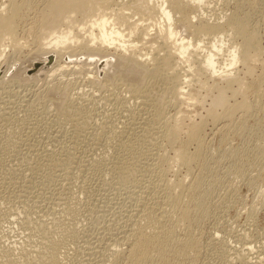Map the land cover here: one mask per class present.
<instances>
[{
	"label": "bare ground",
	"instance_id": "bare-ground-1",
	"mask_svg": "<svg viewBox=\"0 0 264 264\" xmlns=\"http://www.w3.org/2000/svg\"><path fill=\"white\" fill-rule=\"evenodd\" d=\"M227 1L228 0H226L225 2ZM40 2L41 3L43 2L40 9L37 8V6L35 8L36 2L32 3L26 0H7L6 3H0V84H2L3 82L13 84L11 83L13 82V79L17 76H21L20 72L27 73L37 68L39 70V65L41 66L43 70V68L47 67L48 62L52 65L48 69L49 74H47V77L44 81L45 84H47L48 80L49 79L51 80L52 77L54 78V76H56L57 74L59 75L65 72L67 73L70 72V73L75 74L76 72L80 73V71H82L84 73L90 74L92 73V70L88 69L85 63L81 66L80 65L70 66V65H67V63L66 65L63 64V61H62V60L67 61L68 58L71 60V58H74V57L77 58L78 56L80 58L83 55L85 57L86 55V57L87 56L88 57L90 56V58L95 57L98 60L97 66L96 64H94L96 67H98L96 70L97 72L96 73L94 72L96 75V78H100L99 76H101V73L99 71L100 66H102V68L103 66L111 67V69L113 68L114 73L117 74V78L122 80L124 85L126 84L127 86L131 84L134 87V88H131L132 91L135 88L140 87V85L146 79L147 74H151L154 77L156 82L162 83L166 86L165 88L169 94L168 105L172 106V108L174 106L175 108H177L176 112L171 116L168 115V117L167 116L159 117L156 120H154L153 118V120L156 121V125H159V127H155L156 128L155 136H156V140L157 138H158V141L160 139L161 144L158 141H155L157 145L155 144V142L152 143V146H153L152 148H154V144H155L158 150L162 151L163 148L161 149V147L162 145H164L166 148H170L172 151H174L173 157L170 156L171 158H169L168 157L169 155L166 156L167 154H165L164 149H163V152L165 155L157 152L154 154V157L152 160L153 162L152 163L150 161L149 162L151 163V166H152L151 170H153L152 168H154V171H157V170L159 171L160 169V175H162L161 177H164V171L165 173H167L168 170L170 171L171 168L173 169V167L174 169H176L177 167L178 168L184 167L187 172L185 175V178L180 179V180L178 179L175 182L173 181L171 182L169 181L170 179L167 180L165 177L164 178L160 177L161 181L159 180L160 182L158 183L157 182L152 183V181L151 183H149L148 181L147 185L149 184L150 185L146 187V191H143L141 189L137 190L133 187L137 191L134 190L131 192L128 188L127 190H129V192L132 193L131 196H135L137 198V199L135 198L136 202L138 201L137 207L135 206L136 208L134 209V212L132 211L133 212L132 214H130L131 213L130 212L126 216L127 219H129L128 222L125 221V223L123 224L124 226H122L119 229L115 228L116 234L115 233L109 234L112 237V238L109 237L110 239L107 237L108 240H110L108 242L109 244L106 243L105 245L101 247H97V249L96 248L94 250L91 249L92 252H89V253L87 252L85 255L89 257L84 260H86V263H87L88 259H90L91 257L93 258L94 256L95 257L97 256V259L99 258V261L97 260L98 263L104 262L106 261L105 259V257L107 256L106 253L107 252L109 253V251L113 252V250H115L113 255L109 254L108 255L109 257L107 258L109 261L113 260L112 262H114V264H173L175 261L179 262V260L190 258V256L191 257L194 255L197 256L200 251V246L198 243V239L195 236L196 231L194 233V227L198 226V224H200V222L203 221L204 219L210 217L206 215V212H209L210 210L208 209L209 202L206 199L211 192V187L215 186V184L219 180L217 177V175L219 174L216 173V167L217 165H220V161L222 160L224 161V159L226 160V158L228 157H232V159L234 158L235 159L234 161L238 163L242 155H240L239 152L237 151L231 152V151L223 150L221 155H219L218 157L216 156L217 157L215 161L216 163H211L209 161L210 159L209 152L206 151L205 139H203L204 135L202 137L203 128L205 127V123L201 121L199 123L194 124V122L192 123V120H191V125H188V124L186 125L185 120H184L185 118H183V116L186 115L184 112L185 107L183 108L184 110L179 109L178 107L179 105L186 106V104H190L186 102L187 101L189 102L190 100L193 101L195 97H196L195 100H198L199 98L197 99V97L200 96L198 95V92L205 91V93L207 92L208 95L211 94V98H208L207 94L204 95L205 97H207V99L210 100V105L208 104L209 108L208 110H206V113H207L206 118L207 119L211 118L214 124L222 121L221 123H223V127H226V126L231 127V125H234L235 122L237 123L238 121V124L234 125L236 126L235 132L236 130H239L238 133L240 131L242 132V130L245 129V126L247 127V124L245 125V123L249 121H246L244 123L245 120L251 119V117L256 113L257 114L264 113V102L260 101V98H261L260 95L263 94V93L260 94V90L263 89L261 88V86L264 85V70H263L264 66L262 67L263 71H261L262 74H260V77L254 80V82L252 80L253 83L251 82L252 83L251 87H249L250 85L247 86L249 83L246 84L245 83L246 80L245 82L243 81L244 78L240 79L239 78L240 76L239 77L237 76L238 69H236V65L238 63H242L243 64L242 67H245L246 68L245 71H247L245 72V74H248V76L251 75L249 77H252V75H254L253 72L255 70V69L253 70L252 65L258 60L257 58H260L258 57V54L261 51L259 48L260 39L258 40L257 29H256L257 27L255 26V24L251 23L250 21L251 15L242 12V3L237 2L235 4L236 9L234 12H232L231 14L223 15V16L221 13H219L222 16L221 17L220 15H217V13L219 12L218 10H217L218 12L215 11L216 13L213 14L214 12V11L212 12L213 2H211V0H43V1L40 0ZM34 8L38 9L37 10L38 12H36V16H34L33 14L34 17L32 16L33 17L31 18L32 20L30 19V23L28 22L29 23L28 25L30 27L29 26L27 27L26 23H27L28 13L31 12ZM202 8L204 10L206 9V11L209 9L210 11L208 10L207 12H210V14L212 12L213 15L205 14V12H200L199 9H202ZM189 11H191L190 15L188 14ZM178 23H182L185 26L184 33L182 31L183 27H179ZM155 26H157L158 31L152 34L151 32H148V29L150 27H155ZM74 31L75 32L77 31V33H74ZM84 31L85 33H88V34L83 33ZM80 32H82L86 36L83 34L82 36ZM135 38L137 39L140 38L141 46L133 43ZM237 39H240V44L234 45L233 41H237ZM145 46L148 47L149 49L146 48ZM142 48L145 49L144 54H142V52L144 51ZM25 49H28V50H25ZM24 50L27 51V54L25 53ZM223 50L226 51L225 53L227 54H226V59L225 60L224 58L222 59L224 61V64L222 65L223 67L221 68L217 66V61L220 57H222L223 55L222 53H224ZM23 51L25 55L23 54ZM20 57H23L24 59L29 58L30 60H25L22 62L23 66L19 72L18 71L19 68L16 67L17 65L16 62L20 61ZM82 58L83 57H81V59ZM88 59H87V62H90V60L88 61ZM81 61L83 62V60ZM256 63L258 64V62ZM16 68L18 69L16 70ZM104 70H107V69L105 68ZM41 73L42 72L40 69V72L38 75L40 76ZM245 74H244V77H246ZM40 77H42V74ZM93 81L96 82L94 79L92 80V82ZM103 81L105 80L103 79ZM196 94L198 96H195ZM249 94H252V96L254 97L253 98L254 100L253 99H251L252 101L249 100V97H248ZM201 96H200V101L204 103L206 98L203 95ZM46 98L47 99H45V102L47 103L49 100L47 96ZM201 98H204L205 100ZM232 100L234 101L231 102ZM141 102H143V100ZM51 103H53V106L58 105L56 101H51ZM200 103H198L199 106H200ZM142 104L144 105V102ZM145 104H146V101H145ZM144 107L146 108V105ZM140 110H146V109L142 107V109H139V111ZM181 110L183 111V115H182ZM218 111H220V113H218ZM144 112L146 111H143L142 113ZM147 112L149 111L147 110ZM147 112L145 113L146 115L149 114V113L147 114ZM2 115H5V114H2ZM152 116H147L148 119H145V117L142 116L144 120H142V117H141V120L143 122L140 121V124L131 121L130 123H132L133 126L130 123H129V126H128V123L126 125L123 123L124 125H122L121 129L119 126L118 127L119 130H117L118 138L116 137L118 140L116 141V143L119 146L129 145L130 140H131V137H130L131 135H137V136L140 135L139 129L140 131L148 132L149 128L147 127V122L148 120H151L149 119V117H152ZM2 117L4 118V120L5 118H7V116L6 117L2 116ZM185 117L187 118V116ZM0 118H1V115H0ZM130 118L128 119L129 121H130ZM136 118L137 117H135V119ZM256 118L258 117L256 116ZM256 118H253V120H257ZM137 120L139 119H136L135 121ZM150 125L148 124L149 127ZM146 127L148 129H146ZM152 130L153 128L151 129V131ZM244 132L245 131H243V133ZM141 133H142L141 135H143V132ZM182 134L185 135L186 137L184 141H182ZM217 134L218 133H216V135ZM225 134H227L226 131H225ZM107 135L110 136L109 133ZM221 137L222 138L219 141H222V143L224 141L226 142V140L228 139V137L226 140L224 136H221ZM106 138H107L105 141L106 144L108 143V141H109V144H111V142L112 144H115L113 141V140H116L115 137L114 139L112 136H110V138L108 137ZM4 139L6 140H4L3 143H5L6 145H8L10 141H12V138L9 135L5 136ZM190 142L195 143V150L193 153H190L187 150L189 147L187 144L190 145ZM152 150H155V149H152ZM209 151L211 152L210 148H209ZM149 152H150V149H148V153ZM36 154L35 156H37ZM42 154H45V152ZM71 154L70 156L66 154L68 155L67 156L68 158H66V160L71 159L69 158V157H72ZM88 156L87 158H89ZM243 156H244V153H243ZM151 157H152V154H151ZM94 161L91 162L90 159L89 161H87L88 162L86 166L87 171L93 172V171H96V169H98V171L102 169L101 167L97 165V160L95 162ZM197 161L201 162L200 163L201 165H199L201 166L200 174L198 176L196 175L197 177L193 179V176H192L193 174L192 172H190V170L193 169L191 167V164H194L193 162H197ZM145 162H146V159H145ZM146 163H148V161ZM78 164H79L78 165L79 168L82 167L81 169L83 170L84 160L80 159V163L78 161ZM143 165L145 167L146 166L149 167L150 164L148 163L147 165L144 163ZM234 165L237 166V164H234ZM144 166L142 167L143 169H144ZM165 166H167V168ZM164 167L168 169L167 172L166 170H164L165 169ZM230 167L228 169H233ZM79 168L77 167V169ZM147 169L146 171H148ZM228 169L226 170L228 171ZM217 172H218V169H217ZM150 173H154V172L152 171L149 172V175ZM142 174L143 173H141V175ZM145 174L143 175L148 177V173L145 172ZM86 175L88 176V174ZM190 175L192 176V178ZM85 176H83V179L85 178L84 180H86ZM223 176L226 177L225 175ZM230 177H234V176L230 175ZM186 179H189V180L193 179L194 181L193 180L191 182L189 181L190 183L188 182L189 184H186V181H185ZM216 179L218 180L216 181ZM138 180L140 179H131L127 183L131 185H135L136 187V185L140 183L138 182ZM210 182H213V183H210ZM219 182L220 181H218V183ZM120 183H117V186ZM138 186L139 185H137V188ZM121 187H124V186H120V188ZM17 188L19 187L16 185L10 188L5 184V182H0V200H2V202L0 203L5 204L6 202H8V204L9 203L11 204L10 202L12 201L11 198L14 200L18 198L19 196L17 197V193L19 194V192H15ZM70 188L71 187H69V192H70ZM74 188H72L73 190L71 189V191H74L75 190ZM125 188H122V189L126 191ZM20 193L22 192L20 191ZM24 195H21V196L24 197ZM73 195L74 194H72V196ZM70 197H66V198H70ZM127 198H129V195L127 196ZM135 199L133 197L132 200L134 201ZM96 203L98 204L97 201ZM70 206L71 205H69L68 207V204H66L65 208L69 210ZM71 208H73V206H71ZM94 208H98V207H94ZM104 210L105 209H103V211H100V212H104ZM65 211L66 210H63L62 214H64ZM107 212L108 210H106V213ZM96 213L97 211L95 212V214ZM104 213L100 215H103ZM4 214L2 212V209L0 208V217H3ZM7 214L8 213L6 212V215ZM27 214L23 218H25ZM47 214L42 215L41 219L45 221L46 216L50 215L51 217L50 213L48 215ZM8 216L9 214L6 216V219ZM67 216L69 215L65 214L66 218ZM28 217L29 216H27V219ZM8 218H11V217H8ZM49 218L47 217V219ZM52 218L51 220H53ZM66 218L64 219V221L66 220ZM70 218H73V217H70ZM27 219L24 220L23 222L26 221L27 223ZM34 219L38 220V218L36 217ZM57 219H54L53 222ZM61 219L60 220L58 219L57 222H60ZM0 220L4 221V219L2 218H0ZM51 220H50L51 223L46 222L47 220L45 222L48 223L49 225L53 224ZM16 221H19V220L16 219ZM41 221L42 220H40V222ZM122 221L124 220L122 219ZM21 222L22 221H20V223ZM70 222L71 220L67 224H70ZM32 223L34 222L29 221V219H28V224L25 225L24 223V226H25L24 229L26 232L27 230L28 232L31 230ZM21 225L23 226L22 223ZM21 225L19 224V226ZM40 225L41 223L39 224V227ZM49 225L48 227H50ZM58 225L55 226L53 224V226H55L54 228H57ZM34 226H36V224ZM70 226L71 227L69 228V230L72 228V225ZM59 227L60 226H58V229ZM50 228L48 230L40 229L39 231L40 233L39 234L37 233L38 235H40L41 238H43V240L42 241L40 240L39 242L41 247L39 246L37 250L35 246H34L35 247L34 249L33 248L30 249L29 248L30 246L25 247L30 250L33 249L31 252L28 249L26 250L22 249L21 247L23 245L21 247L19 246L20 249L19 247H17L18 248L17 249V248H14L13 245L10 246L9 243H7L8 245H6L2 241H0V252L4 251V254H5V257L0 258V262L2 261V259H5L4 261L10 264L11 257H15L16 250H18L17 256L18 257L20 256L21 258L26 257L27 260L25 259L24 261H30V263L28 262L29 264H63L62 262L65 261L63 259H66L68 256L64 258L65 256L61 254V251H60L62 248L61 242L63 241L62 239L64 238L65 234L63 235L61 233L62 234L61 235L60 232H62L63 230L65 231L67 227L65 228L64 226V229L62 231L58 229H53V228L50 229ZM31 232H34V231H31ZM67 232H68V228H67ZM74 232L75 231L73 230V234H75ZM35 233L34 235H37ZM59 234L60 236H63L61 237L62 238L61 241L58 238ZM101 236L102 235H100V237ZM246 244L244 247L241 246V248L243 247V250L245 253L243 251H242L243 253L241 254H239V252L236 253L237 251H234L235 253L233 252L230 253L231 251L226 250V248H224V251L225 253L228 254V256H230V259H233L232 262L235 260L237 261L238 264H249L247 263V259L249 258L247 257V255L250 252H252L251 250L252 248L248 247ZM64 245L62 249H64ZM121 245L127 246L128 249L126 253L122 252V249L121 251H119V253L121 254L117 252L118 251L117 249H119V246ZM27 250L28 252H26ZM261 254H259V256L256 257L257 259L255 258L256 259L255 264H264V250ZM61 255L63 259L61 258ZM102 257H104V260H102ZM110 257H112V259H109ZM108 260L106 262H109ZM91 261H88V262H91ZM106 262L105 264H107ZM248 262H250L249 259H248ZM78 263H81V262H78ZM21 264H23V260Z\"/></svg>",
	"mask_w": 264,
	"mask_h": 264
},
{
	"label": "rangeland",
	"instance_id": "rangeland-1",
	"mask_svg": "<svg viewBox=\"0 0 264 264\" xmlns=\"http://www.w3.org/2000/svg\"><path fill=\"white\" fill-rule=\"evenodd\" d=\"M6 1L7 0H0V3H6ZM26 1L32 3L36 2L35 8L37 6V8L39 9L43 3V2L41 3L40 0L39 1L26 0ZM225 1L226 0L224 1L211 0V2L214 3V4L212 3V8H213L212 12L214 11L213 14L216 13L215 11L217 10L219 11V12L217 11L218 12L217 15H220L219 13H221L222 16L231 14L236 9L235 4L237 2H240L242 3V12L246 14H250L251 23L255 24V26L257 27L256 28L257 36H258V40L260 39L259 48L261 51L259 52L260 55L258 54V57L260 58H257L258 60L256 61L258 62V64L255 62L256 64L254 63L252 65L253 70L255 69L253 72L254 75H252V77H249L251 75L248 76V74H245V72L247 71H245L246 70L245 67H242L243 66L242 63H238L239 65L238 64L236 65V69H238L239 71V72L237 71L238 74L237 76L238 77L240 76L239 77L240 79L244 78L243 81L245 82L246 80L245 83L246 84L249 83L247 86L250 85L249 87H251L254 80L260 77V74H262L261 71L264 70L263 69L264 68L263 67L264 66V0H240V1L228 0L227 2ZM35 8L28 13L29 20L27 18V23H26L27 27L29 26L28 24L30 23V19L36 16V12H38L37 11L38 9ZM199 10L200 12H205V14H210V12H207L209 9L207 11L206 9L204 10L203 8ZM212 12L210 15H213ZM188 14L190 15L191 11H189ZM178 26L183 27L182 31L184 33L185 26L182 23H178ZM156 31H158L157 26L150 27L148 29V32H151V34ZM74 33H77V31L76 32L74 31ZM80 33L82 35L83 33H85V31L83 33L82 32ZM137 38L134 39L133 43L141 46L140 43L141 40L140 38L139 39ZM233 44L234 45L240 44V39H237V41H233ZM142 49L144 50V51L142 50L143 51L142 54H144L145 49L144 48ZM24 51L23 54L24 55L25 53L27 54V51H25V53ZM223 52L224 53L222 54L225 55L224 56L222 55V57L218 59V61L220 62L217 61V66L221 68L223 67L222 65L224 64V61L222 59L224 58L225 60L227 54L225 53L226 51L223 50ZM81 57L83 58L81 59ZM81 57L80 58L79 56L77 58L74 57L71 58V60L68 58L67 61L66 60H62V61L63 64L66 65L67 63V65L70 66H74V65L81 66L85 63L87 65V68L92 70V73L87 74L80 71V73L76 72L75 74L70 72L68 73L65 72L59 75L57 74L56 76H54V78L52 77L53 79L51 78V80L50 79L48 80L49 83L48 85V83L45 84L44 81L47 77V74H49L48 69L52 64L48 62L47 67L43 68V70L39 65V70L38 68L33 69L32 70L33 72L32 71L27 72L28 73L27 75V73L20 72V69L23 66L22 62L30 59L29 58L24 59L23 57H20V61H17L16 63L17 65L20 63L22 64L18 66L16 65V67L19 68V69L16 68V70L18 69L21 76H17L13 79V82L11 83H13L14 85L7 82H3L2 84H0V106H1L0 115L1 118H3L2 116L4 117L7 116L5 120L4 118L3 119L0 118V182H5V184L10 188L14 185L18 186L19 188H17L15 192H19L20 194L19 195L17 193V197L18 196L19 197L15 199L16 201L11 198V200L13 201V202L10 201L11 204L10 203L8 204V202H6L5 204L0 203V206L1 205L3 206V208L2 206L0 207L2 209L3 214L5 212L3 217H0L4 219V221L0 220V241L5 243L6 245H8L7 243H9V245L10 246L13 245L14 248H17L19 246L21 247L23 245L24 248L22 246L21 247L22 249L26 250L28 248L25 247L30 246L29 247L30 249L31 248L34 249L36 247L37 250L39 246L41 247V245L39 244L40 240L41 241L43 240V238H41L40 235H38L40 233L39 232L40 229L48 230L50 227H51L50 229L52 228L58 229V226L61 227L62 225L65 224L64 226L65 228L66 227L68 228V232H67V228L65 229V231L63 230L64 226H62L61 228L59 227L58 229L60 231L63 230L62 232L59 231L60 234L61 233L63 235L65 234L63 239L61 238L63 236H60V234L58 235L59 240L60 241L61 239L63 240L61 242L62 248L63 245L65 244L64 249L61 248L60 250L61 254L65 256L64 258L68 256L66 260L63 259L61 255V258L66 261V262L63 261L62 262L63 264L64 263L84 264L86 263V260L84 259L89 257V256L88 257L85 256L87 252L88 253L92 252V250H94L95 248L97 249V247H101L106 243H108L110 241L108 240V238L111 237V235L109 234L110 233L116 234V229H119L122 226H124L123 224L125 223V221L128 222L129 219H127L126 217L127 214L130 212H131L130 214H132L134 212V209L137 207V203H138V201L136 202L137 198L135 196H131L132 193H130L129 190L131 192L134 191L135 189L137 190L141 189L143 191H146V187L150 185V184L147 185L148 181L149 183H151V181L152 183L153 182L158 183L161 181L160 177L162 175H160V169L159 171L158 170L154 171V168H152L153 170H151L152 167L151 163L153 162L152 160L154 154L157 152H159L160 154H164L165 152V154H167L166 156L169 155L168 156L169 158H171L170 156L173 157L174 154L173 153L174 151H172L170 148H166L164 145H162L161 147V149L162 148L164 149V152L163 149L162 151H159L158 148L156 147L157 143L155 142L158 141V138L156 140V136H155V132H156L155 127H159V125H156V121L154 120H156L159 117H164V116L168 117V115L171 116L176 112L177 109L175 108V106L172 108V106L168 105L169 94L165 88L166 86L162 83L156 82L151 74H147L146 79L143 81L140 87L135 88L132 91L131 88L134 87L131 84L127 86L126 84L124 85L122 80L117 78V74L114 73V70L113 68L111 69V67L103 66L102 68V66H100L99 71L101 73V76H99L100 78H96L95 73L97 72L96 70L98 68L96 67L98 63L97 58L95 57L90 58V56L86 57V55L85 57L84 55ZM80 59L83 60V62ZM87 59L88 61L90 60V62H87ZM94 64H96V66ZM105 68L107 70H104ZM40 69L42 72L41 73L42 77H40L41 74L40 76L38 75ZM43 72L46 73L44 74ZM31 73L34 75H32ZM244 74L246 77H244ZM37 77L40 78L38 79ZM93 79L96 82L94 81L92 82ZM103 79L106 82L103 81ZM261 88L263 89L260 90V94L262 93L263 94L260 95L261 96L260 101L264 102V85L261 86ZM205 94H207V92L205 93V91L198 92V95L200 96L201 95L204 96ZM198 95L196 94L195 96ZM46 96L48 97V100L50 102L49 101L47 103L45 102V99H47ZM200 96L197 97V99L199 98L198 99L199 102L198 100H195L196 99L195 97L193 101L190 100L189 102L188 101L186 102L190 104H186V106L179 105L178 108L182 110L185 109L184 111L186 114L185 116H187L188 120L185 116H183V118H185L184 120L186 125L187 124L191 125V120L192 123L194 122V124L199 123L201 121L205 123L202 137L204 135L203 139H205L206 151H208L210 155L209 161L211 163H216L215 161L217 157L222 154L223 150L231 151V152L237 151L242 156L239 159L238 163L234 161L235 160L234 158L232 159V157H228L226 158V160L224 159V161L223 160L220 161V165H217L216 167V173L219 174L217 175L219 180L216 179V181L218 180L220 182L218 183L217 181L218 185L216 183L215 186L211 187V192L206 199L209 202L208 209H210L209 212H206V215L210 217L204 219L203 221L200 222V224H198V226L194 227V233L196 231L195 236L197 237L200 246L199 254L197 256L195 255L192 257L190 256L191 259L186 258L179 260V262L175 261L176 263L174 262L173 264H238L237 261L235 260L232 262L233 259H230V256H228V254L225 253L224 248H226V250L231 251L230 253L232 252L235 253L234 251H237L236 253L239 252V254H241L244 252L243 247L247 242L248 243L246 245L252 248L251 249L252 252H250L251 254L249 253L250 255L249 254L247 255L251 263L248 262V259H247V263L255 264V261L257 259L256 257H258L259 254H261L264 250V199H263L264 198V126H263L264 113H259V114L256 113L252 116L253 118H256L257 116L258 117L256 118L257 120H253L252 117L251 119L245 120L244 123L246 121L249 122L245 123V125L247 124V127L245 126V129H243L242 132L240 131L242 133L241 134L240 132L238 133L239 130H236L235 132L236 126L234 125L238 124V121L237 123L235 122L234 125H231V127L228 126L229 127L228 128L227 126L223 127V123H221L222 121L214 124L211 118L207 119L206 110H208L209 108L210 100L204 96L206 100L204 98H201L205 100V101L203 100L204 101L203 103L202 101H200ZM248 97L249 100L254 98L252 94H249ZM208 98H211V94L208 95ZM142 100L144 102V105L142 104L143 102H141ZM51 101H56L58 105L53 106V103H51ZM195 101L198 103L201 102L200 106ZM233 101L234 100H232L231 102ZM145 105L146 108L144 107ZM142 107L146 110L139 111V109H142ZM147 110L149 112H147ZM141 111L142 112L146 111L147 114L148 113L149 114L146 115L145 114L146 112L142 113ZM218 113H220V111H218ZM182 115H183V111H182ZM142 116L145 117V119H148L147 116H152L149 117V119L151 120H148L147 122V127L149 129L147 127L146 129H148V132L140 131L139 129L140 135L139 136L131 135L130 136L131 140L129 145L119 146L116 143V141L118 140L117 139L118 138L117 130H119L118 127L120 126L121 129L122 125L124 124L126 125L127 123L129 126V123L131 121L140 124V121L143 122L142 120H144ZM259 116L262 117L260 118ZM128 117L129 118L131 117L132 119L130 118L129 121ZM135 117H137L136 119L139 120L135 121L136 120ZM205 118L207 119V121ZM130 124L132 125V123ZM148 124L149 125L151 124L150 127L148 126ZM152 128L153 130L151 131ZM219 130L224 134H222ZM225 131L227 134H225ZM243 131L245 132L243 133ZM141 132H143V135H141L142 134ZM106 133L107 134L109 133V135L111 133L110 136H112L113 139L115 137L116 140H113L115 144H112V142L111 144H109L108 140L110 139L107 140L108 143L106 144L105 142L107 139L106 137L110 138V136H108ZM113 133L115 136L113 135ZM216 133L218 134L216 135ZM7 135L11 136L12 138V141H10L8 145L3 143V141L6 140L4 138ZM221 136H224L225 140L228 137L226 142L224 141L222 143V141H219L222 138ZM185 139H186L185 135L182 134V141H184ZM154 142L156 145L154 144V148H152L153 147L152 143ZM158 142L161 144L160 139ZM187 145L189 146V147L187 146L188 152L193 153L195 150V143L190 142V145L189 144ZM209 148L211 152L209 151ZM148 149H150L151 153L150 152L148 153ZM44 152L45 154H42ZM35 154L37 156H35ZM66 154H68L69 156L71 154L72 157H69L71 159L66 160V158H68L67 157L68 155ZM87 156L89 158H87ZM80 159L84 160V164H86V165L83 164V170L81 169L82 167L79 168L78 166L79 165L78 161L80 163ZM89 159L91 162L94 161V159L95 161L97 160V165L102 169L100 171L96 169V171L93 172L87 171L86 166L88 163L87 161H89ZM145 159L146 162L148 161V163L150 164L149 167L148 166L145 167L143 165L144 163L148 165V163L145 162ZM193 163L194 164H191V167L193 169H191L192 171L190 170V172H192L193 175L192 174L191 175L193 176V179H195L200 174L201 166L199 165H201L200 164L201 162L197 161ZM234 164H237V166H235ZM142 165L144 166V169L142 168L143 167ZM77 167L79 169H77ZM84 167L86 170L84 169ZM165 167L167 168V166ZM218 167H220L221 169ZM229 167L233 169H228ZM147 168H149L150 171ZM166 168L164 170H166L167 172L168 169ZM146 169L148 171H146ZM226 169H228L229 172ZM151 171L154 172V173H150L152 177L149 175V172ZM145 172L148 173V177L145 176L147 175L145 174ZM141 173L145 174V175L142 174L144 177L141 175ZM186 173L187 172L184 167L182 168L177 167L176 169H174L173 167V169L171 168V170L170 171L168 170L167 173H165L164 171V177L167 180L170 179L169 181L171 182L172 181L175 182L178 179L180 180L185 178ZM86 174H88V176ZM223 175L228 177L226 178ZM230 175L234 177H230ZM83 176L86 177V180H84L85 178L83 179ZM219 176H221L222 179ZM142 178L144 181L142 180ZM131 179H140L138 180V182H140L141 184L140 183L137 184L139 185L138 188L137 185L135 187V185H131L127 183ZM193 179L190 180L186 179L185 180L186 184H189ZM117 183H120L118 185L119 187L117 186ZM120 186H124V187L120 188ZM69 187H71L70 192H69ZM72 188H74L75 190L71 191ZM122 188H125L126 191L129 192L130 194L127 193ZM128 188L129 190H127ZM130 188L133 190H131ZM20 191L22 193H20ZM68 193L71 195H69ZM126 193L129 195V198H127L128 195ZM72 194L74 195L72 196ZM21 195H24V197ZM66 197H70V198H66ZM133 197L134 199L136 198L134 201L132 200ZM96 201L98 202V204L96 203ZM0 202H2V200H0ZM66 204H68V207L69 205L73 206L74 209L71 208V206H70L71 210L69 209L71 213L69 210L65 208ZM94 207H98V208H94ZM101 208L105 209L104 210L105 213L106 210H108V212L106 214L104 212H100L103 211V209ZM62 209L66 210L68 213L65 211L66 213L64 212V214H62L63 213ZM97 209L98 210L101 209V210L98 211ZM18 210L20 212L24 210L23 211L24 214L23 212L20 213ZM96 211L97 213L95 214ZM6 212L9 214L8 217L12 218L11 219L7 217L8 220L10 219L9 221L6 219V216L8 215V214L6 215ZM124 212L126 215L124 214ZM47 213L48 214L50 213L51 217ZM102 213L104 214L100 215ZM26 214L27 216L30 217V218L28 217L29 221L34 222L32 223L33 227L31 226V230L29 229L30 230L29 232L34 231L31 232L33 234L29 233L27 228H26L27 232L24 229L25 227L24 223L25 225L28 224L27 216L23 218ZM44 214L48 215V216L45 215L46 219L44 218L45 221L47 220L46 222L51 223L50 220L52 217H53L52 219L54 220L57 219V217L59 216L60 218L58 217V219L60 220L62 218L61 219L62 223L61 221L57 222L58 219L55 220L54 222L53 220H51L55 226L59 224L57 228H54L55 226H53V224L49 225L43 219H41V216ZM65 214L66 215L68 214L69 216H67L66 218ZM53 215H55L56 217ZM97 216L101 218L99 219ZM35 217L38 218V220L37 219L35 220L34 219ZM47 217L50 218L47 219ZM68 217L74 218V219L70 218L71 220L70 224H67L70 221ZM65 218L66 220L64 221ZM16 219L19 221H16ZM26 219H27V223L26 221L23 222ZM39 219L42 221L40 222ZM122 219L124 221H122ZM20 221H22L21 223L23 224V226L21 225ZM43 221L46 224H44ZM40 223L41 225L43 223L42 227L41 225L39 227ZM19 224L22 227L19 226ZM35 224L39 230L37 229L36 226H34ZM47 224L50 227H48ZM70 225H72V228H74V229L72 228L70 229L72 232L69 230V228L71 227ZM73 230L75 231L74 232L75 234H73ZM34 233L35 234L38 233V234L34 235ZM100 235L102 236L100 237ZM37 236L39 237V239ZM124 246L126 245L119 246L120 250L117 249L118 250L117 252L119 253V251H121L122 249V252L126 253L128 248L127 246L126 247ZM241 246L243 247L241 248ZM28 250L26 252H28ZM32 250H30V252ZM114 251L115 250H113V252L109 251V253L108 252L106 253L107 254V256L105 255L106 261L108 260L107 258L109 257L108 255L109 254L113 255ZM17 253L18 250H16L15 257H11L10 264H21L22 260H23V264H27L28 262L30 263V261H24L25 259L27 260L26 257L24 258L23 257L21 258L20 256L18 257ZM3 257H5L4 251L0 252V258ZM94 257L90 258L92 261L88 259L86 264H105L106 261L98 263L99 258L97 259V256L95 258ZM109 259H112V257H110ZM4 260L5 259H2L1 262L4 264L5 263L8 264ZM102 260H104V257H102ZM112 261L110 260L109 262L106 263L114 264V262ZM1 262L0 264H2Z\"/></svg>",
	"mask_w": 264,
	"mask_h": 264
}]
</instances>
